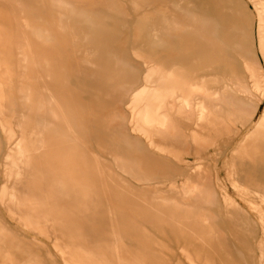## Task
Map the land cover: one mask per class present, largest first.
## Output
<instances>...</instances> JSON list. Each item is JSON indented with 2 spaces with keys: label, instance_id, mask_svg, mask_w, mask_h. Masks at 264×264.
I'll list each match as a JSON object with an SVG mask.
<instances>
[{
  "label": "rangeland",
  "instance_id": "374dc122",
  "mask_svg": "<svg viewBox=\"0 0 264 264\" xmlns=\"http://www.w3.org/2000/svg\"><path fill=\"white\" fill-rule=\"evenodd\" d=\"M0 65V264H264V0H0Z\"/></svg>",
  "mask_w": 264,
  "mask_h": 264
},
{
  "label": "bare ground",
  "instance_id": "6f19581e",
  "mask_svg": "<svg viewBox=\"0 0 264 264\" xmlns=\"http://www.w3.org/2000/svg\"><path fill=\"white\" fill-rule=\"evenodd\" d=\"M23 21H24L23 25H26L27 24V20L24 17H23ZM85 33H86V35H85L84 39L87 40L89 35H90V32H88V33L85 32ZM24 60H26V55H25V59ZM3 67H6V66L0 65V71H1V69ZM10 70H8V73H7L9 78L12 77V75H13L12 73H13L14 69L11 68ZM68 150H70L71 153H68ZM145 155H146V153H145ZM149 157L152 160H155L151 156H149ZM40 158L42 159L43 175H45V185H46V191L48 192L49 207L51 209H53V210L55 209L54 213L56 212V214L60 212V211L58 212V210H60V209H62V211H63V208L64 209L65 208L68 209V207H66V206H68V204H69V201L67 199V196H68L67 186H68V182H69V180H68L69 176H73L74 174H77L79 176L80 173L82 174L84 172L86 177H88V180L89 179L91 180L92 178H94V180H95V177L98 176V174H99V176H101V178H103V173H102V171L100 169L98 159L94 156V153L92 151H90L89 149H87L86 146H84V144L81 143V142H77L75 145L70 146V147H68L66 149H59V150H56V151H53V152L42 150ZM146 158L148 160V157H146ZM92 161L94 162V165H93V168H90V167H92L91 166L92 164H90V162H92ZM163 162H166V161L162 160V164H165ZM95 163H96L97 167L95 166ZM155 163H156V160H155ZM84 164H85V168H84V171H83L82 169H80L81 168L80 166H83ZM71 167H73V170H69V172H68V168H71ZM194 178H196V177L194 176ZM76 180H79V178L76 177L75 180L72 183L76 182ZM94 180H92V181H94ZM103 182H104V180H103ZM103 182H102V184H103ZM191 182H194V181H191ZM195 184H198V183H195ZM260 184L261 183H259V185ZM256 185H258V183ZM104 187H102V188L106 189L105 184H104ZM193 187H195V186H193ZM263 187H264V185H263ZM261 188H262V186H261ZM263 190H264V188H263ZM94 193L97 194V192H95V191H94ZM78 194L80 195L81 192L78 193ZM105 194H106V192H105ZM263 194H264V192H263ZM83 198H85V197H80V196L77 197L74 201H72V204L75 205L76 207L77 206H79V207L81 206L82 207V203L84 201ZM166 200L169 201V202L173 201L171 198H168ZM103 205H104L103 202L102 203L101 202L100 203H96L94 205L95 206L94 208L103 207ZM63 212L65 213V210ZM63 212L62 213L60 212L59 215L63 216L62 217L63 219H66V218H64V213ZM55 215H53V221L55 223H57L59 221V218H57ZM54 216H55V218H54ZM84 249L85 248H78V250H77V253L82 258L83 264H94L91 261V259L89 258L90 255L98 256V260L97 261H99V259L102 260L103 261L102 264H110V262H108V260L105 259V256H107V255L111 256L110 250L102 249V251L101 250L98 251L96 249V252L97 251L99 252V255H98L94 251L95 249L94 250H90V252H88V253H86L85 252L86 250H84Z\"/></svg>",
  "mask_w": 264,
  "mask_h": 264
}]
</instances>
